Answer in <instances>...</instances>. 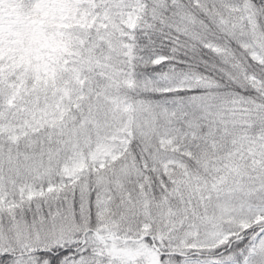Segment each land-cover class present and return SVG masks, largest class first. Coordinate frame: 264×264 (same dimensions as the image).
Listing matches in <instances>:
<instances>
[{
	"label": "snow or ice",
	"instance_id": "6c2138e0",
	"mask_svg": "<svg viewBox=\"0 0 264 264\" xmlns=\"http://www.w3.org/2000/svg\"><path fill=\"white\" fill-rule=\"evenodd\" d=\"M0 0V264H264V0Z\"/></svg>",
	"mask_w": 264,
	"mask_h": 264
},
{
	"label": "rangeland",
	"instance_id": "374dc122",
	"mask_svg": "<svg viewBox=\"0 0 264 264\" xmlns=\"http://www.w3.org/2000/svg\"><path fill=\"white\" fill-rule=\"evenodd\" d=\"M17 8H18V4L15 3V0H14V3L11 6H9L8 8H6L5 13H4L5 16L14 17L16 15Z\"/></svg>",
	"mask_w": 264,
	"mask_h": 264
}]
</instances>
